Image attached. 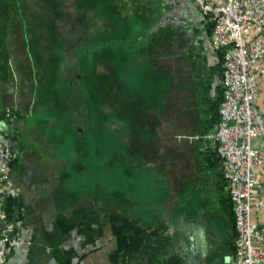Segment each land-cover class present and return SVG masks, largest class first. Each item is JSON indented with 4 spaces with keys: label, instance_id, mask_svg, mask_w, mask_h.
<instances>
[{
    "label": "rangeland",
    "instance_id": "obj_1",
    "mask_svg": "<svg viewBox=\"0 0 264 264\" xmlns=\"http://www.w3.org/2000/svg\"><path fill=\"white\" fill-rule=\"evenodd\" d=\"M9 4L0 37L14 85L20 69L33 68L34 114L50 118L52 142L69 158L61 187L87 208V220L97 223L109 211L167 217L174 225L195 217L228 253L227 222L207 191L199 134H192L185 42L164 33L154 43L155 64L139 56L144 27L127 18L120 26L121 0Z\"/></svg>",
    "mask_w": 264,
    "mask_h": 264
},
{
    "label": "crops",
    "instance_id": "obj_2",
    "mask_svg": "<svg viewBox=\"0 0 264 264\" xmlns=\"http://www.w3.org/2000/svg\"><path fill=\"white\" fill-rule=\"evenodd\" d=\"M11 0H0V16H8ZM123 26L128 21L139 22L144 29L137 36L140 40L141 59L157 60L155 40L164 33H174L185 42L183 51L184 77L192 79L195 116L192 117L194 135L200 151L201 171L206 175L207 191L216 200L213 171L204 162L210 158L203 156L204 147L214 146L215 141L205 136L212 131L218 119L213 113L216 101V84L220 80L219 48L209 42L210 23L198 10L193 0H121ZM2 13V15H1ZM6 33V22L0 20V35ZM190 34V35H188ZM192 35V36H191ZM0 37V108L8 112L0 120L2 138L14 152L9 167L12 192L17 201L14 216L21 222V234L29 239L10 254L1 264H101L109 262L113 255V240L107 224L101 225L102 233L94 243H84L78 224H91L87 220L82 204H75L76 196L66 194L61 187V171L69 165V158L59 154L46 127L51 124L45 114L35 116L38 96L33 88L35 74L33 68H24L16 73L20 78L17 86L5 59L9 52ZM154 64V66H156ZM165 71V70H163ZM9 76V77H8ZM8 77V78H7ZM21 77L25 80L21 81ZM260 85L255 104L264 113V73L258 76ZM187 81V80H186ZM201 155L203 157H201ZM207 165V164H206ZM218 167V166H217ZM68 175H70L68 171ZM63 193V197H61ZM227 195V193H226ZM84 198V196H83ZM150 202V200H149ZM151 203V202H150ZM171 205V200L168 201ZM107 214V213H106ZM105 214V215H106ZM103 218L99 221H103ZM139 222L167 224L168 218L152 220L140 212L133 211ZM80 220L77 224L76 221ZM252 221L264 222V213L256 212Z\"/></svg>",
    "mask_w": 264,
    "mask_h": 264
},
{
    "label": "built area",
    "instance_id": "obj_3",
    "mask_svg": "<svg viewBox=\"0 0 264 264\" xmlns=\"http://www.w3.org/2000/svg\"><path fill=\"white\" fill-rule=\"evenodd\" d=\"M210 23L209 42L222 49L218 119L205 136L215 141L234 229L230 264H264V113L255 100L264 73V0H193ZM9 115L0 108V120ZM253 139V142H252ZM12 148L0 129V264L14 249L30 242L18 218H9L3 196L12 192Z\"/></svg>",
    "mask_w": 264,
    "mask_h": 264
},
{
    "label": "trees",
    "instance_id": "obj_4",
    "mask_svg": "<svg viewBox=\"0 0 264 264\" xmlns=\"http://www.w3.org/2000/svg\"><path fill=\"white\" fill-rule=\"evenodd\" d=\"M1 12V11H0ZM220 49V48H219ZM222 49L219 52L220 72H221ZM216 101L214 112L217 114V105L221 98L220 81L216 84ZM201 135H199L200 137ZM203 156L210 158L208 163L204 162L206 168L214 175V187L216 190V200L219 208L227 222L228 237L230 247L233 249L234 229L232 224V211L230 201L226 195V183L222 177L219 159L214 146H206L202 149ZM201 155V157H203ZM14 158V157H13ZM11 159L9 165H11ZM207 164V165H206ZM218 166V167H217ZM3 208L9 218L14 216L15 207L12 205V195L6 193L3 196ZM19 219V218H18ZM77 224L80 220L76 221ZM91 223L85 225L78 224V230L83 235L84 243H94L102 233L101 225L107 224L109 233L113 240V255L109 262L101 264H182L178 258L169 254V244L171 242L167 225L162 222L144 223L131 218L128 215L117 211H109L100 224Z\"/></svg>",
    "mask_w": 264,
    "mask_h": 264
},
{
    "label": "flooded vegetation",
    "instance_id": "obj_5",
    "mask_svg": "<svg viewBox=\"0 0 264 264\" xmlns=\"http://www.w3.org/2000/svg\"><path fill=\"white\" fill-rule=\"evenodd\" d=\"M166 225L171 240L169 254L182 264H230L232 248L228 253L222 252L219 243L206 233L204 225L195 217L177 225L169 219ZM227 244L230 247L229 238Z\"/></svg>",
    "mask_w": 264,
    "mask_h": 264
},
{
    "label": "water",
    "instance_id": "obj_6",
    "mask_svg": "<svg viewBox=\"0 0 264 264\" xmlns=\"http://www.w3.org/2000/svg\"><path fill=\"white\" fill-rule=\"evenodd\" d=\"M12 199H13V202L15 203L17 201V196L15 193L12 194Z\"/></svg>",
    "mask_w": 264,
    "mask_h": 264
}]
</instances>
